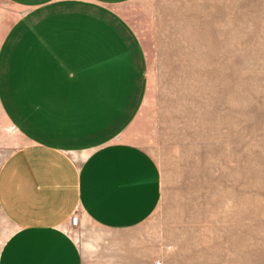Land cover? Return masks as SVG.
Here are the masks:
<instances>
[{"label":"crops","instance_id":"1","mask_svg":"<svg viewBox=\"0 0 264 264\" xmlns=\"http://www.w3.org/2000/svg\"><path fill=\"white\" fill-rule=\"evenodd\" d=\"M129 1L0 0V108L22 142L0 166V264H161L137 230L161 176L127 133L146 79Z\"/></svg>","mask_w":264,"mask_h":264},{"label":"rangeland","instance_id":"2","mask_svg":"<svg viewBox=\"0 0 264 264\" xmlns=\"http://www.w3.org/2000/svg\"><path fill=\"white\" fill-rule=\"evenodd\" d=\"M118 10L146 59L127 133L161 176L158 207L137 230L154 231L161 264H264V0ZM21 143L0 108V166ZM11 231L0 211V248Z\"/></svg>","mask_w":264,"mask_h":264},{"label":"built area","instance_id":"3","mask_svg":"<svg viewBox=\"0 0 264 264\" xmlns=\"http://www.w3.org/2000/svg\"><path fill=\"white\" fill-rule=\"evenodd\" d=\"M78 223V215L74 212L70 217V225L72 228L76 227ZM159 264V262H157Z\"/></svg>","mask_w":264,"mask_h":264}]
</instances>
